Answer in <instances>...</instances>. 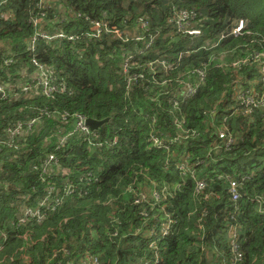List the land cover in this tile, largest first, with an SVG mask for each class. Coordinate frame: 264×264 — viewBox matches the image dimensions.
<instances>
[{
  "label": "trees",
  "instance_id": "1",
  "mask_svg": "<svg viewBox=\"0 0 264 264\" xmlns=\"http://www.w3.org/2000/svg\"><path fill=\"white\" fill-rule=\"evenodd\" d=\"M187 11L194 19L180 30L175 19ZM239 21L246 23L235 35ZM37 22L64 38H38L31 52ZM2 40L12 45L0 51L3 83L34 56L67 92L46 98L38 81L20 75L31 99H0V264H79L86 255L99 264H264V101L247 110L239 100L246 93L264 100L256 61L264 59V0H0ZM198 73L202 83L185 98L184 85ZM246 80L253 83L244 89ZM72 114L107 120L98 130L100 158L88 156L101 168L89 183L69 171L74 148L51 147L60 120L59 127H73ZM209 116L216 122H204ZM32 118L38 123L30 125ZM222 127L234 141L229 147L218 138ZM185 132L189 138L169 154L152 146L154 137L169 141ZM49 154L58 160L52 170L45 168ZM185 154L194 179L205 183L200 193L190 175H178ZM226 178L239 184L236 201ZM65 185L74 192L53 212L40 206L41 222L19 223L51 186ZM148 185L161 201L135 204L126 192L139 195ZM143 219L151 236L133 234Z\"/></svg>",
  "mask_w": 264,
  "mask_h": 264
},
{
  "label": "built area",
  "instance_id": "2",
  "mask_svg": "<svg viewBox=\"0 0 264 264\" xmlns=\"http://www.w3.org/2000/svg\"><path fill=\"white\" fill-rule=\"evenodd\" d=\"M184 17H185V14L183 13L182 20L184 19ZM243 28H244V22L239 21L237 23L236 28L233 31V33L235 35L239 34L243 30ZM188 33L190 35H195L198 33V31L191 30ZM41 35H39V37L41 39L46 40V41H51V40L58 39V38H64V35L62 33H56L53 36H49L47 34L42 35V36ZM37 37H38V35H35L30 40V45L28 48L31 52L33 50V45L36 42ZM67 39L73 40V38H71V37H67ZM149 43H152V41H150ZM36 65L37 64L34 63V66H36ZM158 65H161V64L160 63L155 64V66H158ZM163 68L168 70L165 66H163ZM36 71L42 72L43 67L39 66L38 70H36ZM203 78H204V76L201 73H198L197 80L203 81ZM38 85H41V86L46 85V80L44 77L40 76V79L38 80ZM197 87H198V84L187 83L184 85V88H183L184 91L182 94L184 95L185 98H190L194 95ZM5 89H6L5 85L0 82V99H5L7 97L4 93ZM25 89L26 88H24V90ZM239 100H241V105L244 106L247 110H249L250 106H253V108L259 107L264 101L262 99L260 101L257 100V102H255V101H253V99H250L248 97H243V95H241ZM249 100H251V101L248 102ZM209 117L212 118L213 116H209ZM85 121L86 120H84L83 118L78 117V121L76 122V128L74 129V131L71 132L70 134L67 133V134L61 136L62 140L60 141L58 147H54V150L58 151V150L64 148L66 146V144L68 143L71 135L75 134L74 133L75 131H78L80 133L79 135L83 137L84 142H88V146L90 148L102 147V142L100 140L99 135L95 134L93 131L89 130L85 124ZM34 123H35V120H31L30 125H32ZM223 130H225V133L219 132L218 138L223 141V143L225 144L226 147H229L230 145H232L234 143V141L226 135V129H223ZM19 133H20V130H19ZM188 138H189V135L187 132H185V133H182L181 135H179L178 137H176L175 139L170 140V141H163V140H160L156 137L152 138L151 140H152V146L154 148H156L158 150L164 149L166 151H169L170 148L172 147V145H174L176 143H182L184 140H187ZM116 143H118V140L114 139L113 141H111L110 143L107 144V147L111 148ZM45 162H46L45 168L50 167V170H52L51 164L56 165L58 160L56 159V156L54 154H49L47 156V159L45 160ZM167 164L168 163H166V165ZM177 170H178L179 176H181L182 179L187 178L188 175L191 176L190 178L194 179V177H193L194 172L192 171L194 169H193V166H190V164H189V157H186L184 161L180 162L177 165ZM90 177H91L90 173H87L86 174V178L88 179L87 182H90V180H91ZM226 179L229 181V193L231 195V199H232V201H236L239 198V184L235 180H232L231 178H226ZM194 185H195V190L199 193L202 192L206 187L204 181H201V180H195ZM73 192H74V189L71 185H65L63 187V190L60 189L59 191L54 186H51L49 191H48L49 197L45 198L47 200L44 199L43 202H38V205L36 208H27L25 211V218H22L19 223L25 224L26 218H35L37 222H41L45 216L39 210L40 206H44L53 212L56 209V205L57 204L59 205V203H61L64 196L71 195ZM53 194H55V198L53 197ZM56 198H59V200L58 201L54 200ZM151 200H153L155 202H159L162 200V197H160V195L158 193H154ZM142 201H143V198L136 199L134 203L135 204H141ZM142 215L145 217L147 216L145 212H143ZM168 232H169V226L163 227L162 235L165 236L168 234ZM233 252L235 254H237L236 249H234ZM237 257H239L238 254H237ZM85 259H86L87 264H99V260L96 257H93V256L90 257V256L86 255Z\"/></svg>",
  "mask_w": 264,
  "mask_h": 264
},
{
  "label": "crops",
  "instance_id": "3",
  "mask_svg": "<svg viewBox=\"0 0 264 264\" xmlns=\"http://www.w3.org/2000/svg\"><path fill=\"white\" fill-rule=\"evenodd\" d=\"M56 34V33H55ZM37 39V38H36ZM0 45H2V43L0 44ZM28 47H29V44H28ZM47 66H44L43 65V71L42 72H38V71H35V70H32V69H30L29 67H28V65H22L21 66V68H22V72L21 73H18V74H13L12 75V77H14L13 78V82H11V83H9V84H5L4 83V85H5V87L7 88V87H9V90H11V89H13V88H20V93H18V94H13L11 97H10V99H9V101H15V100H17V98L19 97V95H21L23 98H25L26 100H29V99H31V96H30V93H28V92H26V93H23L22 91L24 90V89H21V87L23 86V81L19 78V76L21 75V76H23V77H25V79L26 80H30V81H32V82H35V81H38L39 79H40V76H42V77H44L45 76V74H46V72H53V71H51V70H49V69H47L46 68ZM18 75V78L16 77ZM204 79V78H203ZM1 81V80H0ZM200 83H202V81H199V80H197L196 79V81L193 83V84H200ZM58 86H61L60 84H58ZM57 116V115H56ZM61 115L59 114V117H60ZM82 117L81 115H76V116H73V118H72V120H73V127H71V129H67V128H62V127H59V126H61V123H63L59 118H56V119H59L60 120V122H58L59 123V126H58V128H57V130H54L55 131V133L53 134L54 135V137L56 138L57 136H63V135H65V134H67V133H71V132H73L74 131V129L76 128V122L78 121V117ZM37 117V116H36ZM36 117H34V118H36ZM84 120H88V118H85V117H82ZM31 120H35V122H37V120L36 119H31ZM31 120H29V122H31ZM64 120H66V119H64ZM90 120H93V119H90ZM106 120V119H105ZM93 121H97V120H93ZM66 122H69L68 120H66ZM104 125V124H103ZM102 125V126H103ZM88 127V126H87ZM101 127V126H100ZM100 127L99 128H97L96 130H91L89 127H88V129L89 130H91V131H93L95 134L97 133L98 135H99V133H98V130L100 129ZM75 134H73V135H71V137H70V139H69V141H68V143L66 144V146H65V148L67 149V148H69V149H73V150H70V151H68L69 152V155H70V157H72L71 159H73L74 160V162H76V164H72L71 163V165H70V172L73 174V176H76L77 175V177H79V179L81 178L80 177V175H81V171H80V167H84V168H86L87 170H88V172H91L93 175H94V177L96 178L97 176H99V175H97L96 173H95V170H101V168H96L95 167V164H92V163H90L89 162V159H91V158H88V156L90 155V154H95V153H97V156H96V158H100V156H99V153H101V150H102V147H99L98 149H96L95 150V148H90L89 146H88V144L87 143H84L83 142V137L82 136H80L79 134V132L78 131H75L74 132ZM22 134H18V137H20ZM99 137H100V135H99ZM170 141V140H169ZM110 143V142H109ZM50 144V143H49ZM180 144H182V143H180ZM51 147H55V145L53 144ZM172 148V147H171ZM171 148H170V150L169 151H166V150H160V151H166L168 154L171 152ZM107 149L109 150L110 148H108L107 147ZM186 157H189V156H186V154L183 156V160L182 161H184L185 160V158ZM182 161H180V162H182ZM179 162V163H180ZM178 175H179V173H178ZM180 178H181V176H180ZM149 186V185H148ZM139 192H141L142 194H139V195H135V193L134 192H132L131 191V188H128V189H126V192H130V193H132L133 194V196H134V201L136 200V199H141V198H143V201H148V200H151L152 199V197H153V194L154 193H158L159 195H160V197H162L161 196V193H160V191L159 190H157V191H155V190H153V188H152V185H150L149 187H143L142 188V190H138ZM137 194V193H136ZM137 196V197H136ZM142 203V202H141ZM171 202H168L166 205L167 206H169V207H172L171 206V204H170ZM108 204L110 205V206H113V203L111 202V201H109L108 202ZM172 214V213H171ZM171 214L170 215H168L167 217H165V219L162 221V223H163V227H166V226H169V228L171 227V218H172V216H171ZM113 221H115V222H117V219H115V218H113L112 219ZM144 220V222H142L140 225H138L136 228H135V231L133 232V234L134 235H140V236H145L148 232H149V229L146 227V228H144V225H146V223L148 222V219H143ZM142 220V221H143ZM163 227H162V229H163ZM153 229V228H152ZM116 233H117V228L115 229V232L113 233V236H115L116 235ZM152 235V233L151 232H149L148 233V236H151ZM89 256V255H88ZM90 257H92V256H90ZM94 257V256H93ZM79 264H87L86 263V259H83V260H81V262L79 263Z\"/></svg>",
  "mask_w": 264,
  "mask_h": 264
},
{
  "label": "rangeland",
  "instance_id": "4",
  "mask_svg": "<svg viewBox=\"0 0 264 264\" xmlns=\"http://www.w3.org/2000/svg\"><path fill=\"white\" fill-rule=\"evenodd\" d=\"M41 2H44V0H41ZM165 2V1H164ZM192 12L191 11H187L186 13H185V17H184V19L182 20V18H183V13H180L179 14V16L178 17H176V19H175V22H174V25L176 26V27H178V24L181 22V20H182V22L179 24V29L180 30H184V29H190L188 26L190 25V22H192V20L194 19V17L193 16H191V17H189V15L191 14ZM165 22H167V20H165ZM245 22V21H244ZM168 23V22H167ZM246 23V22H245ZM93 30H95L96 32H98L99 31V29H98V26L97 25H94L93 26ZM36 35H38V37H37V39L38 38H40L39 37V35H45L46 33V31H42V26H41V23H38L37 22V24H36ZM133 32V35H136V36H139L138 35V31L136 30V32L135 31H132ZM41 35V36H42ZM47 35H49V34H47ZM119 35V34H118ZM35 36V35H34ZM191 36H195V37H200V31L198 30V33L197 34H195V35H191ZM153 39H154V37H153ZM190 40L191 41H197L198 39L197 38H190ZM2 43V45H0V51H2V50H8L12 45L10 44V41L9 40H6V41H0V44ZM146 47V46H145ZM34 49H35V43H34V45H33V50H32V52H34ZM222 56L220 55L219 56V58H221ZM11 58H7L5 61H4V63L6 64V65H8L9 63H11ZM256 61H258L259 62V65H260V73H261V78H260V83H264V59L263 58H257L256 59ZM34 63H36L37 65L36 66H34ZM165 63V62H164ZM154 64V66H155V64H156V62H154V63H152V65ZM168 65V66H166V65ZM164 64V66L167 68V69H171V66H169V65H173V64H168V63H165ZM236 66H238L237 64H235ZM39 66H41V64L38 62V60L33 56V58L30 60V62H29V65H28V67L29 68H31V69H35V71L36 70H38V67ZM133 69L134 70H138L139 69V66H138V63H137V60L136 61H134L133 62ZM17 72H19V73H21L22 72V69H17ZM13 75V74H12ZM44 78H45V80H46V85H42V94H43V96L44 97H46V98H53V96L55 95V94H57V93H59L60 95H63V94H65L66 92H67V89L64 87V86H58V85H55V82H54V79H53V72H46V74H45V76H44ZM2 84H4L2 81H0ZM253 83V81H249V80H246L245 82H244V89H246L247 87H248V85L249 84H252ZM167 85H168V87H172V85H173V83L171 82V81H168V83H167ZM21 89H24V88H21ZM197 89V88H196ZM23 93H26V92H28L29 93V91H28V89H25V90H23L22 91ZM243 92V91H242ZM5 95L6 96H12L13 94L15 95L16 93L14 92V90H9V87H7L6 89H5ZM246 97H248V98H250V99H253V101H255V102H257V97L255 98V96H249L247 93H246ZM30 96H33V95H30ZM251 100H249L248 102H250ZM259 107H263V103L259 106ZM36 110V109H35ZM44 111H46V109H43ZM63 114H67V115H70V114H68V113H66V112H63ZM73 116H76V115H78V114H72ZM80 117V116H79ZM83 117V116H82ZM81 117V118H82ZM210 120H204V122H216V120H215V117L213 116L212 118H209ZM86 122V121H85ZM223 129H225L224 127H222L220 130H223ZM51 136L52 135H50V138H51ZM54 137V135L52 136V138ZM62 140V137L61 136H57L56 138H55V140H54V145H55V147H58V145H59V143H60V141ZM171 151H172V149H171ZM180 156H181V154H180Z\"/></svg>",
  "mask_w": 264,
  "mask_h": 264
},
{
  "label": "water",
  "instance_id": "5",
  "mask_svg": "<svg viewBox=\"0 0 264 264\" xmlns=\"http://www.w3.org/2000/svg\"><path fill=\"white\" fill-rule=\"evenodd\" d=\"M107 120L103 121H93V120H86L85 124L88 126L91 130H96L100 126H102L104 123H106Z\"/></svg>",
  "mask_w": 264,
  "mask_h": 264
},
{
  "label": "flooded vegetation",
  "instance_id": "6",
  "mask_svg": "<svg viewBox=\"0 0 264 264\" xmlns=\"http://www.w3.org/2000/svg\"><path fill=\"white\" fill-rule=\"evenodd\" d=\"M80 171H81L80 180L81 179H85V180L88 181V179L86 178V174L89 173L88 170L86 168H84V167H80Z\"/></svg>",
  "mask_w": 264,
  "mask_h": 264
},
{
  "label": "clouds",
  "instance_id": "7",
  "mask_svg": "<svg viewBox=\"0 0 264 264\" xmlns=\"http://www.w3.org/2000/svg\"><path fill=\"white\" fill-rule=\"evenodd\" d=\"M89 173H90V175H91V177H90V178H91L90 182H91V181L93 180V178H95V177H94V175H93L91 172H89ZM88 183H89V182H88Z\"/></svg>",
  "mask_w": 264,
  "mask_h": 264
}]
</instances>
